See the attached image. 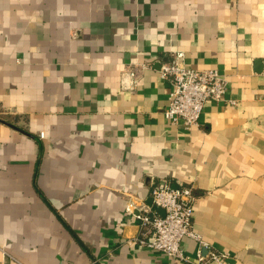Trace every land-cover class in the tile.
Here are the masks:
<instances>
[{"label":"crops","instance_id":"obj_1","mask_svg":"<svg viewBox=\"0 0 264 264\" xmlns=\"http://www.w3.org/2000/svg\"><path fill=\"white\" fill-rule=\"evenodd\" d=\"M174 51L228 81L191 128L163 113ZM164 181L209 249L264 264V0H0V264H187L126 211Z\"/></svg>","mask_w":264,"mask_h":264},{"label":"built area","instance_id":"obj_2","mask_svg":"<svg viewBox=\"0 0 264 264\" xmlns=\"http://www.w3.org/2000/svg\"><path fill=\"white\" fill-rule=\"evenodd\" d=\"M131 75L135 81L136 71H132ZM160 76L171 86L168 105L163 113L173 124H182L187 128L199 125L205 104L210 99L217 102L228 100L226 76L217 68L201 70L188 66L183 51H174L171 59L161 65ZM151 197L152 206H137L134 202L127 204L126 211L137 218L145 235L135 241L187 264H230V252L209 249L202 235L194 230L197 198L193 186L174 187L168 182H159L153 188ZM187 236L198 243L196 259L181 247L183 238ZM2 252L8 256L4 248Z\"/></svg>","mask_w":264,"mask_h":264},{"label":"water","instance_id":"obj_3","mask_svg":"<svg viewBox=\"0 0 264 264\" xmlns=\"http://www.w3.org/2000/svg\"><path fill=\"white\" fill-rule=\"evenodd\" d=\"M159 210H160L162 213H164L163 209L160 208Z\"/></svg>","mask_w":264,"mask_h":264}]
</instances>
